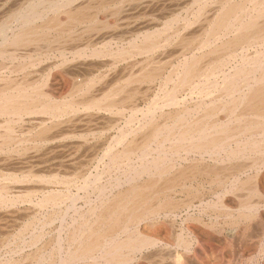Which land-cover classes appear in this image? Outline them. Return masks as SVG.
I'll list each match as a JSON object with an SVG mask.
<instances>
[{
	"label": "bare ground",
	"instance_id": "bare-ground-1",
	"mask_svg": "<svg viewBox=\"0 0 264 264\" xmlns=\"http://www.w3.org/2000/svg\"><path fill=\"white\" fill-rule=\"evenodd\" d=\"M5 1L6 0H0V11L4 10V11H2V12H4L3 16H1V19H0L1 20L0 21V59H12V60L17 59V58L27 59L28 57H31L32 55L40 57V56H43L44 54H47V53L49 54V52H57V54H59L62 57L65 54H71L73 56H76L82 52L81 48L82 49L84 48V47H82L83 45L87 46V48L85 47L86 49H84V50H87L88 48H90L91 45H92V47L96 46L98 48L100 45V48H101L100 51L95 48V50H97L98 52L93 50V53H95L96 58H101V59H103V61H105L104 63H102V66L100 67L103 69L104 68L106 69V67L109 68L110 66H114L117 63H120L121 61L128 59L129 57L132 58L131 57L132 55L142 56L141 60H140V58H138L139 59L138 61L136 60V58H134L135 61L133 60L132 63H129L130 60H128V62L126 61L127 63H129V65H125V67L126 66L127 67H126V69H123V70H125V72L128 74L127 75L128 77H131V78L133 77L132 79L128 80V82H127L128 84L125 82H124L125 84H123V83L120 84L118 81H119V79L122 80V78H118V81L115 80L113 82H116V83L118 82L119 84L118 83L117 84L121 85V86H118L115 83H111L112 85L115 84V86L112 87V85H111L112 88L108 87L109 88L108 91L102 89L103 92L102 91H101L102 93L99 92L100 94H102L101 95L102 98L100 97V94H97L98 95L97 97L94 95L97 100L101 98V100H103V101L105 100V102H107L108 107H106V108H110V107L113 108V107L118 106L117 102H119V100H116V99H118L119 95L122 96V94H124V93H125V95H127L126 93L132 92L130 96L127 95L128 98L129 97L132 98V95H134V93H133V91H130V89L128 92H126V90H127L126 86L135 85L136 83L140 84L138 87H140L141 85H144L142 87H145V84H148L149 88L146 87L148 89V91H150V92L153 91L154 93L156 91L163 92L166 95V96L163 95L164 97H166V100H164L162 98L164 103H163L162 107L159 108L160 112L158 113V115H156V113H154V112L159 111V110L155 108L156 110L151 112L152 110H154V109H152V110L148 111L146 116L143 117V120H144V121L142 120L143 122L140 120L142 122L141 125H138V123H137V125L139 126L138 128H141V129L140 130L135 129L134 132L138 133V131H141L140 133H142V134L139 133L140 134L139 136L141 137V135H143V138L140 142L135 140V138H134L133 140L131 139V141H129L130 139L128 141H126V139H125L126 142L123 143L121 141L124 139H121V141H118V144L123 143V149L121 151H118V149L116 151V150H114L115 148L112 149V148L107 147L109 150L106 151V155L109 157L110 166H111L110 168L114 167V168H117L118 170H121V177L117 176L116 179L117 178L118 179L116 181L113 180L114 182H116V184H117L116 186L118 189L116 188V186L113 187V185H115V183L109 184L107 186L106 185L102 186V184H101V186L97 185V188L95 187L93 192H95V193L97 192L98 199H96V200H98V201L96 203L91 202V201L89 202V200H90L89 199L88 200V208L86 211L85 210L84 211H82V210L78 211L77 208L75 207L76 206L75 205L74 211H75V208L77 210L76 211V213H77L76 217H73V219H72L73 221H71V224L68 223L69 225H71V227L68 225L69 229H65L64 227H67V226H63V225L60 226L59 233H57V235L59 234V238L57 241H55L56 245H54V247L55 246L58 247L57 248V255H58L57 259L58 260L56 259V256H57L56 251H54V250H53V252L50 251V255L45 256L46 251H45V253L43 252V250L45 248L42 250V248L40 247L41 249L40 250L38 249L32 256L29 253L31 256L29 258H31V260L33 259V261L31 262L32 264H99V261H101L99 259L104 260L105 263H107V264L108 263H110V264L111 263L121 264V263H126V262L129 263V261L131 259L134 260L133 256H136L134 254L138 253L139 251L144 250V248L146 246L148 247L147 244H149L152 241V240L149 241V239L145 236V234H146L145 232H146V230H148L147 227L149 225H152L153 220L155 218H157L158 216L169 215V214L172 215V213L173 214L175 213L174 209L176 210V208H179V205L176 203L174 198H176V196L179 198V196H183V195L188 194L189 193V191H188V185L189 184L193 185V184L197 183V187H198L199 182L208 179L209 181H211V184L216 185V188H217V186L219 188H223L225 190V192H226V189H227V191H230V189H237V191H238L239 188L242 187V188H245L244 191H246V192L247 191L249 192V189H252L249 192V196L252 199L257 197V196L252 197L253 195L256 194V191H255V189H256L255 183L256 182L254 183L251 180L257 179L260 176H262V178H263V176H264V0H186L183 3V5H180V6L177 5L178 8L175 10H180L183 13H184V11H186V12H190V10L194 11V9L191 8L192 6L197 8L195 11L196 15L194 17L196 20L195 22L196 23L198 22V18H199V22H200V19L203 18V20H205V23L200 22L201 24L202 23L203 24L201 26L200 32H198L199 30L197 31V34L200 33V34H198V37H194L193 32H191L192 36H188V37H187V35L183 36L184 35L183 30L184 29L182 27L183 38L187 37V41L190 40V39L188 40L189 37H193L195 40H196V38H199V40L194 42L195 44L192 42H191L192 44L191 43L189 44L185 40L186 41L185 43L184 42H183V44L180 43L182 45L180 47H179L180 44H178L179 51H177L176 54H173V52L171 53L174 55L172 57H174V58L176 57L175 59H177L176 60L177 62L175 61L176 65L170 64L169 65L170 67H168L169 70H168V68H166L167 64H169L171 61H173L174 58L170 57V55L168 54L169 55L168 59L170 60V62L167 58L164 59L167 56V53H166L165 57L163 59H160L157 57L158 56L157 51L160 50L159 48L161 47L162 43L165 42V45H167L166 44L167 41H169L175 37H178V38L173 39L172 41H174V40L177 41V39L179 40L181 34L178 35L180 33L178 31V30H180L179 29L180 27L178 25H182L183 22L181 24L177 25L178 17L176 16V13L179 14L180 11L179 12L176 11L175 15L173 13L171 15H168V16H170V19L167 22L163 23L164 24V25L162 24L163 26L161 25V29H159L158 31L156 29L154 31V33H152V32L148 33L146 31V30H148V28L147 29L145 28L146 29L145 31L142 29L144 32H147V33L144 34V36L141 35V36H143L141 38V42H140V40H139V42H137V40H135V37L137 39H139L140 28L136 24L137 22H134L132 20L134 22L133 24H136L137 28L139 29L138 31H135V35H136V32H138L139 34H137L138 36H135L133 39L132 33H130L131 34L130 37H132L131 40L128 38L127 39L125 38L128 41L130 40L129 43H126V45L129 44V47H130L132 52L135 50V52H133L134 54L129 53L130 56L128 55L129 57L125 58L126 57V51L120 50L117 46H116L118 49V50L116 49L117 51H114L112 48V46H114L113 44L118 45V43L116 44L115 42L124 43L125 39H123V37H124L123 34L125 31L123 32V34L118 33V32L116 34L115 32L119 29V26H118L119 22H122V20L125 21V19L127 20L128 16H126V18L122 17V15L125 14L124 9H127V7L125 8V6L129 5L130 3H134L135 1L141 2V0H19L17 4H16L17 1L14 2L15 7L13 9L8 10V11H5V7L7 5L6 4L7 1L6 2ZM157 1L155 0V2H157ZM170 1H172V0H170ZM208 1H214V2H211V4H209V6L212 5V8L210 9V11L208 10V12H207L208 14L206 12L203 14L202 10L207 5ZM9 2H10V0H9ZM176 2H180V1H176ZM145 4L146 5L148 4L147 1ZM145 4H144V6L146 7ZM150 4H152V0H151ZM170 4H172V2ZM8 6H10V5H8ZM8 8H10V7H8ZM134 9L136 10V8H134ZM154 9H155V7H154ZM162 9L163 8H161V10ZM171 9L169 8V10H171ZM135 10H130V12L133 11V13H134ZM145 10L146 9H144V10L142 9L141 11H145ZM163 10H165V9H163ZM205 10H206V8H205ZM155 11H157V10H155ZM127 13H128V11H127ZM137 13L138 12H135V14H137ZM192 13H190V14H192ZM0 14H1V12H0ZM135 14H134V16H136ZM138 14H140V13H138ZM192 15L194 16V13ZM129 16H131V15H129ZM123 18H125V19H123ZM128 18L134 19V17H132V16L128 17ZM136 18L139 20V17H136ZM140 18H141V16H140ZM194 18H192L191 23L193 22ZM100 19L106 20L108 22L107 24H109L110 23L109 21H111V23L109 24L110 26H108L107 24H104V25H107L108 27L115 25L114 28H113V26L111 27L110 31L108 29H106L103 25V27L105 28L104 30L105 31L107 30V31L105 34H103L102 37H99V34L102 31H104L101 28L102 26L100 27L102 30L100 33H98L99 27L96 26L97 23L99 25V23H101V21L103 23V20H100ZM131 19H130V22H131ZM153 19L150 18L151 26H152V20ZM138 20H136V21H138ZM180 20H182V18ZM112 21H113V23H112ZM160 21H162V19H160ZM187 22H186V24L184 23V25H186L188 27V25H190L191 23L189 21H187ZM13 23H17V25H19V27L16 28L17 27L16 26L15 27L16 29L14 28L15 30H13V34L11 33L12 35H9V37H8L9 31L11 30L10 29L11 25ZM102 23H101V25H102ZM143 23H142V25H143ZM146 23H144V24H146ZM133 24H132V26H133ZM157 24H158V22H157ZM123 25H126V24H123ZM123 25H121V26H123ZM191 25H190V27H191ZM197 25L199 26L198 23H197ZM176 26H178L179 28H176ZM193 26H195V24ZM94 27H97L96 28L97 31L95 29V31L97 32L96 33L97 37L91 36L92 34L95 33V31H94L91 33V35H89L90 37L88 39L85 37L87 40L82 41V42H84L83 45L72 46V44L75 40L74 35L77 33L78 29L81 30L80 28H83L82 29V31H83L84 29L87 28L89 30H84V31H89V33H90V30L93 31ZM126 27H127V25H126ZM157 27H158V25H157ZM197 27L195 30H197ZM100 28H99V30H100ZM120 28L122 29V27H120ZM129 28H131V27H129ZM184 28H185V32H187L186 29H188V28H186V27H184ZM191 28H190V30H191ZM133 31H130V32H133ZM80 33H77V34H80ZM89 33H87L86 36H88ZM77 34H76V36H78ZM118 34H120V35L122 34L123 37L119 36ZM128 35H129V33H128ZM128 35H126V36L128 37ZM10 36H12V37H10ZM82 36H83V33H82ZM94 36H95V34H94ZM195 36H197V35H195ZM80 37H76V38L79 39ZM83 37H81L80 40H82ZM183 38H181V39H183ZM223 38H225V39H223ZM194 39H192V41H195ZM217 39H221L222 43L216 45L215 43L217 42ZM96 40H99V41H96ZM176 41H174V42L177 43ZM182 41H184V40H182ZM212 41H216L215 43L213 42L216 46L214 45V48L209 50L210 52L208 51V52H204L202 54L197 53L198 50L204 51L205 48H207L205 46L209 47L211 44L213 45ZM218 41L221 42L220 40H218ZM76 42H75V44H76ZM80 44H81V41H80ZM120 46H122V44ZM162 46H164V45H162ZM175 46H174V48H175ZM10 47L13 50L10 49ZM169 47L172 48L171 46H169ZM203 47H204V49H203ZM132 48H134V49H132ZM176 49H178V48H176ZM176 49H174V50L176 51ZM126 50H128V49H126ZM162 51H164V50H162ZM239 51L241 53V54L239 53L240 55L238 54ZM249 51H252L253 53L248 55ZM211 54H213L212 57L214 56V59H211L212 57H209V58H207V60H208L207 61L205 59L206 55H211ZM226 54H227V56L232 57V59H237L238 56L240 58V60H238V61L231 59L232 61L229 62V64H232V66H230V71H228V70L225 71V68H227L225 66H227L228 61L224 60L223 57H225ZM54 56H55V54H54ZM162 56H163V54H162ZM65 57H67V56H65ZM36 59H38V58H36ZM73 59H71V60H73ZM108 59H110V61ZM225 59L229 60V57L225 58ZM56 60H57V58H56ZM163 60H165V61H163ZM67 61L68 60H66V62ZM36 62H38V61L36 60ZM42 62H44V61H42ZM30 63H32V62H30ZM88 63H90V62H88ZM32 64H34V63H32ZM82 64H84V62ZM15 65H17V64H15ZM53 65H55L56 67H59L60 64L59 65L57 64L58 66L56 64H52V67H53ZM2 67L3 66H1L0 69H2ZM37 67H39V66H37ZM56 67H55V69H57ZM66 67H67V65H66ZM64 68H65V66H64ZM67 68H69V67H67ZM108 68H107V70H108ZM22 69L23 68H21V70ZM35 69H37V68H34L33 71ZM47 69H48V67H47ZM73 69H75V68H73ZM21 70H19V72ZM57 70H59V69H57ZM99 70H101V69H99ZM9 71H10V69H9ZM12 71L13 70H11V72ZM22 71H24V69ZM25 71H26V68H25ZM33 71H31L30 74L33 73ZM98 72L99 71H97V73ZM101 72L99 74H101ZM22 73H24V72H22ZM34 73H33V75H34ZM36 73H37V71H36ZM216 73H219L222 75V78H221L222 83H219L216 79H212V75L215 76ZM26 74H29V72H27V73L25 72V75ZM49 74H50V71H49L48 75ZM134 75L135 76L139 75V78H136ZM221 75H219V76H221ZM22 76H24V75L22 74ZM27 76H29V75H26L25 79H27ZM127 76H125V77H127ZM106 77H109V76H106ZM36 78H39V76ZM92 78H91V80H92ZM217 78H218V80H220L218 75H217ZM78 79L81 80L80 78H78ZM105 79H107V78H105ZM115 79H117V77ZM2 80H4V79H2ZM68 80H70V79H68ZM86 80L87 79H85L83 81L84 83L82 82V84L80 81L78 82V84L73 83V85L74 84L75 85L73 86V89H72V86L70 89H72L73 92H76V93H82V91H84L83 89H85L86 87H87L86 91L93 90L94 87L90 84V82L87 83L88 80L87 81ZM91 80H89V81H91ZM7 81L8 80H6L5 82H7ZM24 81L25 80L23 79V81H21V83H20V81H18L19 83L14 84V85H12L11 80L9 81L10 83L4 82L5 85L4 84L2 85V82H1L2 86H0V119H4L2 123H4L5 125L3 124V126H2V124H0V148L1 149L6 148V150H5L6 153H7V150H9L7 148H11L10 150H12V147H16L18 144L20 145L21 144L20 142H22L24 140V137L23 138L21 137L23 140L21 139L22 141H20V136L21 135L23 136L24 134L21 133V135L18 136V134H16V133L19 132V130L17 132L15 130V129H17L15 127L18 126V125H15L16 123L20 124L19 128L20 127L22 128V126L23 127L26 126V125L24 126V124H23L25 122V120L23 118V114H25L26 116H30L29 114H34L35 113L34 111H37V114H36V116H37L40 114L42 115L41 112H43V111H45V113H46V110L47 111L50 110L51 113L57 114V116H58L60 111L66 107V106L60 107L59 105H57L58 103L56 104V100L55 99L53 100L49 96V94H44V92H43L44 90L41 91V88L39 86H37V82L35 80L31 81V79H30L29 80V81H31L30 83H29V81L24 83ZM37 81H38V79H37ZM41 84H43V83H41ZM86 84L88 86L89 85L90 86L88 87V86H86ZM103 84H105V83H103ZM107 84L110 85L109 83H107ZM107 84H106V86H107ZM38 85H40V83ZM90 87H93V89L92 88L89 89ZM45 88H47V87H45ZM103 88L107 89V87L106 88L103 87ZM42 89H43V87H42ZM210 89H215V91H218L220 94L218 93L219 95L217 94V96L214 97L213 96L214 93L210 92L209 91ZM99 90H101V89H99ZM132 90H134V88H132ZM136 90H137V88H136ZM95 91H96V89H95ZM92 92H89V93L91 94ZM145 92L146 91H144V93ZM147 92L145 94H147ZM209 92L212 93L211 95L214 98L212 96H209L210 95ZM67 93H70V92H67ZM76 93H74V95ZM84 93L87 94L86 92H83L82 94L84 96H85ZM95 93H97V92H95ZM95 93H93V94H95ZM88 94L86 95L87 97H88ZM79 96H78V99H79ZM91 96L92 95H90V97ZM188 96L191 97L190 98L191 100L187 99V98H189ZM54 97H56V96H54ZM209 97H212V98L209 99ZM69 98H70V101H67L68 105H69V102L73 101V100H71V98H73V96H71ZM80 98H82V97H80ZM93 98L92 99L87 98L88 99L87 103L89 105H92V104L97 105L95 103H98V101L96 99H93ZM87 99H84V100H87ZM162 99H160V100H162ZM84 100H82V102H84ZM121 100H123V99H121ZM124 100L128 101L127 98H125ZM146 100H147V98H146ZM58 101H60V100H58ZM125 102H123L124 105H125ZM60 103H61V101H60ZM67 103L65 102L64 104H67ZM73 103L74 102L70 103L69 106H71V104H73ZM133 104H136V103H133ZM62 105H63V103H62ZM77 105L78 104H76V106ZM81 106H83V105H81ZM120 106H122V105H120ZM72 107H73V105H72ZM79 107H80V105H79ZM79 107H76V108L78 109ZM165 107H168V109L163 110L162 108H165ZM69 108L71 109V111L74 110V109L72 110L71 107H69ZM76 108H75V111H76ZM89 108H91V107H89ZM89 108L86 109L87 112L90 111V110H88ZM91 110H93V109H91ZM102 110H104V109H102ZM93 112H94V110H93ZM63 113L61 115H63ZM69 113H71L70 110H69ZM25 115H24V117H25ZM144 115H145V113H144ZM32 116H34V115H31V117ZM43 116H45V115H43ZM55 116L56 115H54V117ZM66 116H67L66 118H68L67 113H66ZM91 116H93V115H91ZM95 116H97V115H95ZM95 116H94V118H95ZM46 117H48V116H46ZM83 117H86V116H83ZM49 119H50V116H49ZM55 119L57 121V117H55ZM73 119H74V117H73ZM139 119H137V120H139ZM44 121H43V123H44ZM60 121H58V122L60 123ZM68 121L70 122V120H68ZM131 121H133V120L131 119ZM36 122L38 124L36 128H40L38 126H40L39 124L42 121L38 120ZM48 122H50V121L48 120ZM0 123H1V121H0ZM43 123L41 124V126L43 125ZM45 123H47V122L45 121ZM45 123H44V126H47ZM131 123H133V122H131ZM32 124H34V121ZM32 124H30V125H32ZM95 124H96V122H95ZM13 125H15V126H13ZM88 126L89 125H87V128H88ZM120 129H122V128H120ZM49 130L52 131L53 129L50 128ZM105 130H107V129H105ZM31 131H34V130H31ZM36 131H37V129H36ZM41 132H43V131H40V134H41ZM128 132H130V131H128ZM132 132H133V130H132ZM28 133H33V132H30L28 130ZM36 134L37 133H35V135ZM40 134H39V137L41 136ZM27 135H29L30 138L32 137L31 134H27ZM127 135H126V137H127ZM27 138H28V136L25 137V140L23 142L28 141ZM63 138H61V140ZM74 138L75 137H73V139ZM98 138H99V136H98ZM31 140H33V137L30 139V142H31ZM41 140H43V139H41ZM99 140H100V138H99ZM36 141L37 140H35V142ZM44 141L46 142V139H44ZM44 141H42L41 143H43ZM33 144H35V143H33ZM37 144H39V143L37 142ZM21 145H23V144H21ZM24 145H26V144H24ZM24 145L21 146V150H22V148H25ZM36 145H33V146H36ZM40 145H42V144H40ZM37 146H39V145H37ZM67 146H69V145H67ZM71 146H72V144H71ZM118 147H119V145H118ZM40 149H41V147H40ZM44 150H45V148H44ZM14 151H16V149ZM17 151H18V149H17ZM23 151H25V150L23 149ZM49 151H50V149H49ZM12 152H13V150H12ZM2 153H4V151H2L1 154ZM16 155H18V153ZM30 158H32V157H30ZM43 159H45V158H43ZM67 160H71V159H67ZM91 160H93V159H91ZM98 160H100V159H98ZM71 161H73V160H71ZM71 161H69V162L71 164H74L75 161L73 163ZM101 162H102V160H101ZM18 163H20V162H18ZM28 164L29 163L26 164L27 167H28ZM55 164H57V163H55ZM34 165L31 164L29 166L34 167ZM38 165H36V166H38ZM23 168H24L23 170L30 169V168H26V167H23ZM36 168L37 167H35V169ZM83 168H85V167H83ZM97 168H98V166H97ZM106 168H108V167H106ZM0 169H1V167H0ZM19 170H20V168H19ZM118 170H117V172H120ZM106 171H105V173H106ZM25 172H27V171H25ZM251 172H252V174H251ZM23 173H24V171H23ZM27 173H30L28 175H31V172H27ZM248 173H250V174H248ZM2 174L0 173V175H2ZM52 174H54V173H52ZM28 175H26V176H28ZM33 175H35V174H33ZM42 175L45 176L44 174H42ZM117 175H118V173H117ZM10 176H11L10 174L9 175L6 174V176L4 174V178L7 180H8L7 177H10ZM14 176H15V174H14ZM50 176H51V174H50ZM69 176H71V175H69ZM76 176H77V174H76ZM92 176H93V174H92ZM244 176L246 177L245 179L242 178ZM72 177H73V175H72ZM90 177L91 176H89L87 178H90ZM4 178L3 179L0 178L1 182H2V180H4ZM15 178H17V177H15ZM33 178H34V176L32 177V179ZM40 179H42V177ZM58 179H60V178H58ZM94 179L95 178H93V181H94ZM19 180L21 181V179H18V181ZM24 180H25V178H24ZM48 180H47V183H49ZM71 180H72V178H71ZM98 180H100V179H98ZM25 181H27V179ZM55 181L57 182V180H55ZM68 181L70 182V180H68ZM255 181H257V180H255ZM5 182H7V181H5ZM50 182H51V180H50ZM91 182L92 181H90L89 183H91ZM245 182H249L250 184L251 183L254 184L255 186H252V184H251V186L254 189L249 188L250 185L248 186L249 189L244 187ZM82 183H83V181H82ZM110 183H111V181H110ZM249 183H247V184H249ZM262 183H264V182L262 181ZM22 184H24V183H22ZM10 185H12V184H10ZM84 185H86V183H84ZM123 185H125V187ZM122 187H124V188L127 187V188L124 189ZM8 188L9 187L8 186L6 187L5 184L3 185L2 183H0V201H1V204L8 201V200L5 201L6 195L11 194V193H7L10 190ZM210 188L211 187H209V189ZM262 188H263V186H262ZM11 189L13 190L12 186H11ZM32 189H34V188H32ZM42 189H41V191H42ZM201 189H204V188H201ZM115 190H116V192H114ZM241 191L244 193L243 189L240 190V192ZM257 191H259V190H257ZM260 191H259V194H261ZM42 192H44V191H42ZM48 192H51V191H48ZM222 192H223V190H222ZM242 192H241V195L239 194L240 197L238 196L240 198L237 201V202H239V205L236 207V208H239V211H240L239 213L244 214L247 212H252L254 208L256 210L259 205L257 204L258 206L256 205L257 207H255V203L247 200L248 199L247 197H246L247 199H245L244 195H246V193L243 194V196H242ZM24 193H25V195H28L25 191H24ZM36 193L37 192H35V194ZM57 193L59 195V193H61L60 190H59V192L57 191ZM4 194H5V196H4ZM68 194H67V196H68ZM50 195H52V196H49V195H47V197L45 196L46 199L43 198L42 196L41 197L43 199H45L46 206H47V203L48 204L53 203V206H55L56 204L54 205V203H56L57 198L59 196L57 194H55V195H57V196H55L52 193ZM75 195H76V193H75ZM91 195H93V194H91ZM235 195H237V194L235 193ZM13 196H12V198H13ZM217 196H219V195H217ZM247 196H248V194H247ZM235 197H236V199L238 198L237 196H235ZM95 198H97V197H95ZM198 198L201 199V196ZM263 198H262V200L261 199H259V200L263 201L264 200ZM43 199H41V200H43ZM202 199H203V197H202ZM9 200H11V199H9ZM11 201L13 202V200H11ZM72 201L73 200H71V202ZM77 201H78V199L76 200V203H77ZM179 201L181 202L180 199H179ZM21 202H23V201H21ZM256 202H257V199H256ZM27 203H29V202H27ZM200 203L202 204V201ZM222 204H220V205H222ZM37 205H38V203H37ZM42 205L45 206L44 203ZM71 205H70V207H71ZM197 205H198V203H197ZM197 205H194V206H197ZM211 205L213 206V204H211ZM10 206H12V205H10ZM214 206H216V205L214 204ZM34 207H35V204H34ZM45 208H47V207H45ZM80 209H81V207H80ZM219 211H221V210H219ZM63 212L65 213V211H63ZM53 213L54 212H52V214ZM55 213H56V211H55ZM59 213H60V211H59ZM31 214L34 217H36L35 210ZM253 214H255V213L253 212ZM54 215H52V216L49 215V218L48 217L47 218L49 220H52ZM58 215H60V214H58ZM246 215L244 214V216H246ZM256 215L257 214H255V216ZM55 216H57V214ZM230 216H231V213H230ZM33 219H32V221L36 222ZM57 219H58V217H57ZM61 219L62 218H60V220ZM70 219H71V217H70ZM54 220L55 219H53V221ZM158 220H159V218H158ZM183 220L185 221V219H183ZM32 221L31 222L29 221L30 222L29 225H28V223H26V226L19 230V234H17L16 236H15V234H13L15 236L16 244L19 243L21 245V244L25 243L24 237H26L27 235L25 236L24 234L28 231L32 232L29 241L32 243L33 246H35L34 244H37L38 242H40L41 237H42L41 234L36 232V231H35V233H33V231L36 229L35 225L38 226V223H40V221L37 220L36 224H34V222H32ZM61 221H63V219ZM0 222H1V220H0ZM43 222L47 223V221H43ZM154 222H155V220H154ZM41 223H42V221H41ZM8 225H10V224H8ZM24 225H21V226H24ZM2 226H3V224H2ZM246 228L247 227H245V229ZM176 230H177V228H176ZM65 231L67 232L66 235L68 237L65 235ZM62 232H64V235L67 237L68 246H67V244H66V246L68 247V249H66V247L64 248L65 244L62 241V234H60ZM10 233H11V231H10ZM10 235L13 236L12 234H10ZM29 236H30V234H29ZM155 238H156V236H155ZM10 240H11V238H10ZM51 240H54V239H51ZM64 240H66V239H64ZM5 241H8V240H5ZM5 241H3V243ZM148 241H149V243H148ZM172 241H173V239H172ZM172 241H171V243H173ZM55 242H54V244H55ZM156 242H157V240H156ZM163 242H165V241H163ZM3 243H2V245H3ZM181 243H183V242H181ZM8 244H9V241H8ZM8 244H7V246H8ZM47 244H49V243H47ZM52 244H51V246H52ZM160 244H161V242H160ZM184 244H183V246H184ZM2 245H1V247H2ZM10 245H11V243H10ZM29 245H30V243H29ZM37 245L39 246V244H37ZM42 245H44V244H42ZM3 246H5V245H3ZM7 246H5V247H7ZM188 246H186V247H188ZM15 247H16V245H15ZM2 248H4V247H2ZM166 248H168V247H166ZM48 249H49V246H48ZM8 250H10V249H8ZM45 250H47V249H45ZM164 250H166V249H164ZM0 251H1V249H0ZM261 251H262V249H261ZM145 252H146V250H145ZM161 252L162 251H160V253ZM187 252H188V250H187ZM2 257H4V255ZM29 258H27V259H29ZM170 258H172V257H170ZM23 260H24V258H23ZM25 260H26V258H25ZM162 260L164 261L165 259H162ZM18 262L16 260H9L8 259L5 262H1L0 264H20ZM150 262H152V261H150ZM23 264H25V263H23Z\"/></svg>",
	"mask_w": 264,
	"mask_h": 264
},
{
	"label": "rangeland",
	"instance_id": "rangeland-1",
	"mask_svg": "<svg viewBox=\"0 0 264 264\" xmlns=\"http://www.w3.org/2000/svg\"><path fill=\"white\" fill-rule=\"evenodd\" d=\"M7 1V2H6ZM6 7H5V11H8V10H11L15 7V3L16 4L18 3L19 0H6ZM147 1V5L145 4ZM157 1V0H156ZM159 1V0H158ZM155 2V0H152V4H150L151 0H141V2L139 1H135L134 3H130L129 5H126L125 8L127 7V9H124V15H122V17H125L128 16V17H134V19H131V18H128L127 17V20L125 18V21L122 20V22H119L118 26H119V29L115 32L117 34L118 33H122L124 32V37L123 35L121 34H118L119 36H122L123 39H130L135 36H138L137 34H139L138 32H136V35H135V31H138L139 29L137 28V25L138 27L140 28V35H139V39H137L135 37V40H137V42H141V38L144 36V34H146L147 32L149 33H154V31L157 29V31L159 29H161V25L165 22H167L169 19H170V16L168 15H171L172 13L175 15V12H179L180 10H175L177 9V5L180 6V5H183V3L186 1V0H172V1H168V0H160L159 2ZM162 1V2H161ZM168 1V2H167ZM174 1V2H173ZM176 1H180V2H176ZM143 2V3H142ZM172 2V4H170ZM211 2H214V1H208L207 5L203 8L202 12L203 14L206 12H208V10L210 11V9L212 8V5L209 6V4H211ZM154 3V4H153ZM159 5H158V4ZM164 3V4H163ZM12 4V5H11ZM14 4V5H13ZM144 4L146 5V7L144 6ZM150 4V5H149ZM162 4V5H161ZM10 5V6H8ZM141 5V6H140ZM152 5V6H151ZM168 5V6H167ZM174 5V6H173ZM12 6V7H11ZM139 8H138V7ZM155 9H154V7ZM159 6V7H158ZM171 6V7H170ZM10 7V8H8ZM131 9H130V8ZM136 8V10L134 8ZM152 7V8H151ZM158 7V8H157ZM165 9V10H161V8ZM174 7V8H173ZM7 8V9H6ZM157 8V9H156ZM167 8V9H166ZM169 8L171 10H169ZM192 9H194V11L190 10V12H186L184 11V13L182 11L179 12V14L176 13V16L178 17V24H181L182 22V25H178L176 26V28H179L180 30H178L180 33L178 35L181 34L179 40L177 39L174 40L176 41L177 43H175L174 41H172L173 39H176L178 37H175L169 41H167V45H165V42L161 44V47L159 48L161 51L164 50V51H157V57L160 58V59H163L167 53V56L164 58V59H168L169 55L170 57L174 56L173 54H176L177 51H179V47L182 46L181 44H183V42L185 43L187 41V37L188 36H192L191 32H193V36L194 37H198V33L197 34V31L200 32V29H201V26L202 24L200 22H204L205 23V20L200 19V22H199V18H198V24L199 26L197 25V23L195 22V11L197 8L195 7H191ZM206 8V10H205ZM208 8V9H207ZM138 9V10H137ZM144 10L146 9L145 11H141V10ZM159 9V10H158ZM175 11H174V10ZM130 10H135L134 13L133 11L130 12ZM157 10V11H155ZM161 10V11H160ZM4 11V10H2ZM1 12L0 14V19H1V16H3V13L4 12ZM128 11V13H127ZM141 11V12H140ZM135 12H138L140 14H135ZM194 13V16L192 15ZM127 13V14H126ZM153 13V14H152ZM157 13V14H156ZM183 13V14H182ZM192 13V14H190ZM134 14L136 16H134ZM187 16H186V15ZM208 14V13H207ZM131 15V16H129ZM153 15V16H152ZM186 17H185V16ZM192 15V16H191ZM141 16V18H140ZM136 17H139V20L136 18ZM162 17V18H161ZM173 17V16H172ZM197 17V16H196ZM150 18H154L152 20V26H151V21H150ZM182 18V20H180ZM192 18L193 19V22L191 23L192 21ZM130 19H131V22H130ZM146 19V20H145ZM160 19H162V21H160ZM164 19V20H163ZM100 20H103V19H100ZM137 22L136 24H133L134 22ZM138 20V21H136ZM150 22H149V21ZM157 20V21H156ZM185 20V21H184ZM1 21V20H0ZM109 21V20H108ZM148 21V22H147ZM156 21V22H155ZM164 21V22H163ZM181 21V22H180ZM189 21L191 24V27L195 24V26H193L192 28L190 27V25H188V27L186 25H184V23L186 24V22ZM100 22V21H99ZM111 23V21H109ZM146 24H144V23ZM158 22V24H157ZM102 23V21H101ZM101 23H97V27H101L102 30H104L105 28L108 29L109 31L111 30V27H108L110 26L109 24H107L108 22L106 20H103V23L101 25ZM113 23V21H112ZM131 23V24H130ZM143 23V25H142ZM158 27H157V25ZM160 23V24H159ZM188 23V22H187ZM104 24H107V25H104ZM123 24H126V25H123ZM133 24V26H132ZM142 26H141V25ZM155 26H154V25ZM104 25V27H103ZM123 25V26H121ZM130 25V26H129ZM135 25V26H134ZM149 25V26H148ZM164 25V24H163ZM162 25V26H163ZM17 26V27H16ZM115 26V25H114ZM113 26V28H114ZM141 26V27H140ZM151 26V27H150ZM198 26V27H197ZM19 27V25H17V23H13L11 25V32L9 31V34H8V37L9 35H12L13 34V30H15L16 28ZM97 27H94L93 28V31L90 30V33L89 31H84V30H89V29H84L82 31L83 28H80L81 30H77V33H80V34H77L78 36H76V34L74 35V39L77 41H75L74 39V42L72 44V46H81L83 45L84 42L82 41H86L91 35L92 32L95 31V29ZM108 27V28H107ZM122 27V29L120 28ZM131 27V28H129ZM150 27V28H149ZM183 27V29H182ZM188 28L186 29L187 32H185V28ZM191 30H190V28ZM197 27V30H195ZM15 28V29H14ZM98 28V33H100L102 30L100 28L99 30ZM110 28V29H109ZM112 28V29H113ZM134 28V29H133ZM148 28V30L146 29ZM130 29V30H129ZM147 31V32H144L143 30ZM134 30V31H133ZM184 32H183V31ZM190 30V31H189ZM97 31V29H96ZM95 31V36L94 34H92L91 36L93 37H97L96 36V32ZM107 31V30H106ZM106 31H102L100 34H99V37H102L103 34L106 33ZM130 31H133V32H130ZM142 31V32H141ZM184 33L183 36L187 35V37H184L182 36V34ZM12 33V34H11ZM82 33H83V36H82ZM88 34V36H86ZM129 33V35H128ZM132 33V37L131 34ZM142 33V34H141ZM188 33V34H187ZM202 33V32H201ZM128 35V37L126 36ZM143 35V36H141ZM197 35V36H195ZM82 40H80L81 37ZM126 36V37H125ZM12 37V36H10ZM76 37H80L79 39L76 38ZM87 39H86V38ZM85 38V39H84ZM183 38V39H181ZM186 38V39H185ZM124 41V43H120V42H115L116 44L118 43V45H115L113 44L114 46H112L113 50L114 51H117V47L120 49V50H124L126 51V57L125 58H128L130 56V54H134L133 52H135V50L132 52L130 47H129V44L126 45V43H129L128 40ZM132 39V40H133ZM190 39V40H189ZM192 39H194L193 37H189L187 41V43H194L196 42L197 40H199V38H196L195 41H192ZM201 39V38H200ZM225 39V38H223ZM184 40V41H182ZM186 40V41H185ZM218 40L221 41V39H217V42L216 41H212V43L216 42L215 44L218 45L221 42H219ZM80 41H81V44H80ZM96 41H99V40H96ZM76 42V44H75ZM172 42V43H171ZM174 42V43H173ZM181 43V44H180ZM191 43V44H192ZM211 46H205L207 48H205L204 51H197V53L199 54H202L204 52H208L209 50H211L212 48H214V44ZM78 44V45H77ZM122 44V46H120ZM169 44V45H168ZM176 46H175V45ZM178 44L179 47H178ZM195 44V43H194ZM126 45V46H125ZM164 45V46H162ZM215 45V46H216ZM71 46V45H70ZM117 46V47H116ZM169 46H171L172 48H170ZM175 46V48H174ZM84 47L83 49L81 48V53L79 55H76V56H73L71 54H65L63 57L60 56L59 54H57V52H49V54H44L43 56H31V57H28L27 59H21V58H17V59H0V67H2V69H0V86H2L4 84V82L6 80H8L7 82H9L11 80V83L12 85L14 84H17L19 83L18 81H23V79L25 80V82L29 81L31 79V81L35 80L37 82V86H39L41 88V91L44 90V94H49V96L54 100H56V104L59 105L60 107L61 106H66L65 108H63L60 113L58 114H54V113H51V111H47L46 110V113L45 111L41 112L42 115H37V111H34L35 113L34 114H29L30 116H26L25 114H23V118L25 120V122L23 123L25 127L22 126V128L20 126V124L16 123L15 125H18L16 126L15 129L16 132L19 130V132H17L16 134L21 135V133H23L24 135L20 136V141H22L23 137H24V140H25V137L28 136V141L26 142H20L21 144H26L24 145L25 148H22L21 150V146L23 145H17L16 147H12V150H10L11 148H7L9 150H7V153H6V148L4 149H1L0 148V173L2 174L4 171V173L2 175H0V178H4V174L6 176L7 175H11L10 177H7V179L4 178V180H2L1 182V179H0V183H2L3 185L5 184V186L9 187L8 189L9 192L7 193H11V194H7L6 195V198H5V203H2L1 204V201H0V247L3 243V241L5 240H8L9 241V244H8V241H5L3 243V245L8 246L5 247L2 245V247L4 248H0L1 251H0V263L1 262H5L6 260H16L18 263H25V264H32L31 262L33 261V259L31 260V257L38 249L40 250L42 248V250L45 248L47 250H43V252L45 253L46 251V254L45 256H48L50 255V251L53 252L56 251V255H57V248L58 247H54V245H56V242L59 238V234L57 235V233H59V228L61 225L63 226H67V227H64L65 229H69V226L71 227V221H73V217H76V211H86L87 208H88V200L89 202H97L98 200V195H97V192H93L94 191V188L96 187L97 188V185L101 186H107L109 184H114V186H116V177H121V170H118L117 168H110V161H109V157L106 155V151L109 150L108 148H112L114 150L117 151H121L123 149V143H125L126 141H131V139L133 140L135 138V140L137 141H141L142 138H143V135H141V137L139 136L141 131H138V133H135V129L136 130H140L141 128H138L139 126L138 125H141L142 122L144 121L143 120V117L147 115L148 111L152 110L151 112L155 111L156 109H158L159 111H155L154 113H156V115H158V113L160 112V109L163 105V99L166 100V97H164L163 95H165L163 92H158L156 91L155 93L153 91H148L147 88H149L148 84H145V87H142L144 85H141L140 87H138L140 84L136 83L135 85H129V86H126V92L129 91H133L134 95H132V98L131 97H127L131 95V93H126L127 95L122 94L119 95L118 99L116 100H119V102H117L118 106L116 107H113V108H106L108 107L107 106V102H105V100H101V95L100 93H102V89L103 90H107L111 87V83H115L116 85H118L119 83L120 84H125L128 82V80L132 79L131 77H128L127 73L125 72V70L123 69H126L125 65H129V63H132L134 58H136V60L138 61L140 58L141 60V57L142 56H134L132 55L131 57L132 58H128L124 61H121L120 63H117L116 65L114 66H110L109 68L106 67V69L104 68H100L102 66V63H104L105 61H103V59L101 58H96L95 56V53H93V50L98 49L100 51V45H99V48L98 47H91L88 48L87 50H84L87 48V46H82ZM86 47V48H85ZM126 47V48H125ZM164 49H163V48ZM169 49H168V48ZM167 48V49H166ZM178 48V49H176ZM10 49H12L10 47ZM117 49V50H116ZM128 49V50H126ZM130 49V50H129ZM134 49V48H132ZM171 49V50H170ZM176 49V51L174 50ZM202 49V48H201ZM204 49V47H203ZM202 49V50H203ZM13 50V49H12ZM174 50V51H173ZM84 51V52H83ZM96 52H98L97 50H95ZM163 56H162V54ZM170 52V53H169ZM173 52V54H171ZM175 52V53H174ZM210 52V51H209ZM79 53V52H78ZM130 53V54H129ZM240 53V51L238 52V54ZM253 52L252 51H249V54H252ZM55 54V56H54ZM169 54V55H168ZM237 54V55H238ZM241 54V53H240ZM239 54V55H240ZM85 55V56H84ZM94 55V56H93ZM129 55V56H128ZM213 54L211 55H206V60L207 58L209 57H212ZM67 56V57H65ZM83 56V57H82ZM160 56V57H159ZM218 56V55H217ZM49 57V58H48ZM53 57V58H52ZM162 57V58H161ZM216 57V56H215ZM229 57V60L225 59V58H228ZM38 58V59H36ZM45 58V59H44ZM57 58V60H56ZM74 58V59H73ZM79 58V59H78ZM174 58V57H172ZM176 58V57H175ZM173 59V61L170 62L169 60V64H167V67H170L169 65L172 64V65H176L175 61L177 59ZM224 60L228 61L227 62V68H225V71H230V66H232V64H229V62H231L232 60H240L239 56L237 59H232V57L230 56H226L223 57ZM222 58V59H223ZM32 59V60H31ZM55 59V60H54ZM73 59V60H71ZM88 59V60H87ZM143 59V58H142ZM171 59V58H170ZM211 59H214V56L211 58ZM232 59V60H231ZM3 60V61H2ZM36 60L39 62H36ZM66 60H68L66 62ZM77 60V61H76ZM83 60V61H82ZM85 60V61H84ZM110 61V59H108ZM129 61V63H127ZM210 60V59H209ZM11 61V62H10ZM41 61V62H40ZM44 61V62H42ZM46 61V62H45ZM102 61V62H101ZM127 61V62H126ZM135 61V60H134ZM165 61V60H163ZM208 61V60H207ZM34 64H32V63ZM61 62V63H60ZM71 62V63H70ZM80 62V63H79ZM84 62V64H82ZM90 62V63H88ZM177 62V61H176ZM29 63V64H28ZM49 63V64H48ZM64 63V64H63ZM68 63V64H67ZM101 63V64H100ZM17 64V65H15ZM28 64V65H27ZM52 64H60L59 67H56L55 65H53L52 67ZM95 64V65H94ZM99 64V65H98ZM122 64V65H121ZM206 64V63H205ZM19 65V66H18ZM27 65V66H26ZM34 65V66H33ZM57 65V66H58ZM69 67L67 68L66 67ZM79 65V66H78ZM171 65V66H172ZM17 68H16V67ZM36 66V67H35ZM39 66V67H37ZM65 66V68H64ZM118 66V67H117ZM122 68H121V67ZM205 66V65H204ZM5 67V68H4ZM15 67V68H14ZM30 67V68H29ZM48 67V69H47ZM55 67L57 69H55ZM117 67V68H116ZM125 67V68H124ZM20 68V69H19ZM21 68L24 69V71L21 70ZM25 68H26V71H25ZM34 68H37L33 71ZM75 68V69H73ZM83 68V69H82ZM108 68V70H107ZM10 69V71H9ZM31 69V70H30ZM101 69V70H99ZM172 69V68H171ZM170 69V70H171ZM11 70H13L11 72ZM19 70H21L19 72ZM28 70V71H27ZM105 70V71H104ZM169 70V68H168ZM17 71V72H16ZM33 71V73L30 74V72ZM37 71V73H36ZM50 71V74L48 75ZM89 71V72H88ZM97 71H99L97 73ZM102 71V72H101ZM123 71V72H122ZM24 72V73H22ZM25 72H29V74H26V75H29L27 76V79L26 78V75H25ZM101 72V74H99ZM106 72V73H105ZM122 72V73H121ZM17 73V74H16ZM58 73V74H57ZM95 73V74H94ZM5 74V75H4ZM15 76H14V75ZM22 74L25 76H22ZM36 74V75H35ZM53 74V75H52ZM67 74V75H66ZM78 74V75H77ZM105 74V75H104ZM31 75V76H30ZM39 78H36L38 77ZM73 75V76H72ZM92 75V76H91ZM99 75V76H98ZM118 75V76H117ZM124 75V76H123ZM217 75L219 77L220 80H218L217 78ZM221 74L219 73H216L215 76L212 75V79H216L219 83H222V75L219 76ZM36 76V77H35ZM49 76V77H48ZM67 76V77H66ZM101 76V77H100ZM106 76H109V77H106ZM120 76V77H119ZM127 76V77H125ZM135 76V75H134ZM4 77V78H3ZM12 77V78H11ZM16 77V78H15ZM23 77V78H22ZM36 79H35V78ZM64 77V78H63ZM73 77V78H72ZM85 77V78H84ZM93 77V78H92ZM117 77V79H115ZM136 78H139V75H136L135 76ZM44 80H43V79ZM66 78V79H65ZM78 78H80L81 80H79ZM83 78V79H82ZM92 78V80H91ZM107 78V79H105ZM118 78H122L119 79L118 81ZM128 78V79H127ZM4 79V80H2ZM38 79V81H37ZM57 79V80H56ZM70 79V80H68ZM78 79V80H77ZM87 79V83L90 82V84L94 87H90L89 89H93V90H89V91H86L87 87L85 89H83L84 91L83 92H86L87 94L89 92H92L91 94L89 93L88 94V97L86 96L87 94H85V96L82 94V93H76V92H73V83H76L78 84V82L80 81L81 84L82 82ZM94 79V80H93ZM100 79V80H99ZM125 79V80H124ZM41 80V81H40ZM91 80V81H89ZM99 80V81H98ZM112 80V81H111ZM118 81L117 83L116 82H113V81ZM124 80V81H123ZM127 80V81H126ZM29 81V83L31 82ZM49 81V82H48ZM221 81V82H220ZM1 82H2V85H1ZM5 82V83H7ZM125 82V83H124ZM10 83V82H9ZM8 83V84H9ZM23 83V82H22ZM40 83V85H38ZM43 83V84H41ZM70 83V84H69ZM84 83V82H83ZM99 83V84H98ZM105 83V84H103ZM107 83H109L110 85H108ZM7 84V85H8ZM45 84V85H44ZM62 84V85H61ZM107 84V86H106ZM115 84L112 85V87L115 86ZM128 84V83H127ZM5 85V84H4ZM147 85V86H146ZM72 86V89H70ZM86 86H88L86 84ZM90 86V85H89ZM88 86V87H89ZM118 86H121V85H118ZM135 86V87H134ZM43 87V89H42ZM47 87V88H45ZM49 87V88H48ZM57 87V88H56ZM103 87H107V89H104ZM109 87V88H108ZM111 87V88H112ZM128 87V88H127ZM131 87V88H130ZM147 87V88H146ZM132 88H134V90H132ZM137 88V90H136ZM142 88V89H141ZM96 89V91H95ZM98 89V90H97ZM101 89V90H99ZM213 90V91H212ZM70 92V93H67V92ZM102 91V92H101ZM144 91H148L147 94L144 93ZM210 92L214 93V97L217 96V94L219 93L218 91H215V89H210L209 90ZM46 92V93H45ZM72 92V93H71ZM97 92V93H95ZM100 92V93H99ZM136 92V93H135ZM209 92V93H210ZM217 92V93H216ZM67 93V94H66ZM74 93H76L74 95ZM95 93V94H93ZM210 93L209 96H212ZM82 94V95H81ZM97 94H100V99H96L95 96L97 97L98 95ZM156 94V95H155ZM220 94V93H219ZM218 94V95H219ZM70 95V96H69ZM80 95V96H79ZM90 95H92L90 97ZM95 95V96H94ZM143 95V96H142ZM56 96V97H54ZM73 96V98H71V102H69V105L70 103L74 102L73 104H71V106L68 105L67 101H70V98ZM78 96H79V99H78ZM121 96V97H120ZM124 96V97H123ZM134 96V97H133ZM142 96V97H141ZM145 96V97H144ZM149 96V97H148ZM166 96V95H165ZM212 96V97H213ZM58 97V98H57ZM82 97V98H80ZM93 98V99H96L98 101V103H95L97 105H89L87 102H88V99L87 98ZM189 98H187L188 100H191L190 96H188ZM212 97H209L212 98ZM213 97V98H214ZM76 100H75V99ZM125 98L128 99L127 100H124ZM131 98V99H130ZM147 98V100H146ZM158 98V99H157ZM163 98V99H162ZM84 99H87V100H84ZM123 99V100H121ZM137 99V100H136ZM145 99V100H144ZM156 99V100H155ZM162 99V100H160ZM60 100V101H58ZM75 100V101H74ZM82 100H84V102H82ZM122 102H121V101ZM137 102H136V101ZM126 101V102H125ZM55 102V101H54ZM67 103V104H64V103ZM79 102V103H78ZM125 102V105L124 103ZM136 103V104H133V103ZM148 104H147V103ZM60 103V104H59ZM63 103V105H62ZM78 104L76 106V104ZM82 103V104H81ZM104 103V104H103ZM140 103V104H139ZM75 104V105H74ZM132 104V105H131ZM71 107L73 111H71V109L68 107ZM73 105V107H72ZM80 105V107H79ZM83 105V106H81ZM122 105V106H120ZM124 105V106H123ZM131 107H130V106ZM134 105V106H133ZM148 105V106H147ZM91 108H89V107ZM100 106V107H99ZM103 108H102V107ZM159 106V107H158ZM76 107H79L78 109ZM89 108L88 110H90L89 112H87V108ZM99 107V108H98ZM130 107V108H129ZM75 108H76V111H75ZM83 108V109H82ZM98 108V109H97ZM101 108V109H100ZM156 108V109H155ZM93 109V110H91ZM104 109V110H102ZM108 111H107V110ZM111 109V110H110ZM163 110L165 109H168V107H165V108H162ZM67 110V111H66ZM69 110L70 112L72 113H69ZM100 112H99V111ZM66 111V112H65ZM86 111V112H85ZM98 111V112H97ZM65 114H64V113ZM96 112V113H95ZM115 112V113H114ZM63 113V115H61ZM66 113L68 115V118H66ZM81 113V114H80ZM93 113V114H92ZM104 115H103V114ZM114 113V114H113ZM145 113V115H144ZM39 114V113H38ZM47 114V115H46ZM53 114V115H52ZM77 114V115H76ZM111 114V115H110ZM25 115V117H24ZM28 115V114H27ZM31 115H34L31 117ZM45 115V116H43ZM54 115H56L55 117H57V121L54 117ZM71 115V116H70ZM90 115V116H89ZM93 115V116H91ZM97 115V116H95ZM48 116V117H46ZM49 116H50V119H49ZM83 116H86V117H83ZM95 116V118H94ZM29 117V118H28ZM46 117V118H45ZM54 119H53V118ZM62 117V118H61ZM74 117V119H73ZM43 118V119H42ZM88 118V119H87ZM90 118V119H89ZM125 118V119H124ZM134 118V119H133ZM140 118V119H139ZM113 119V120H112ZM128 119V120H127ZM131 119L133 121H131ZM139 119V120H137ZM145 119V118H144ZM4 119H0L2 126L4 123L3 122ZM42 121L38 126L40 128H36L37 127V122L36 121ZM47 123H45V121ZM48 120L50 122H48ZM61 120V121H60ZM70 120V122L68 121ZM72 120V121H71ZM83 120V121H82ZM115 120V121H114ZM136 120V121H135ZM142 122H141V121ZM15 121V120H14ZM34 121V124H32ZM47 125V126H44V123ZM53 121V122H52ZM60 121V123L58 122ZM65 121V122H64ZM86 121V122H85ZM91 121V122H90ZM96 124H95V122ZM111 121V122H110ZM124 121V122H123ZM56 122V123H55ZM58 122V123H57ZM88 122V123H87ZM128 122V123H127ZM133 122V123H131ZM43 123V125L41 126V124ZM98 123V124H97ZM138 123V125H137ZM32 124V125H30ZM5 125V124H4ZM13 125V126H15ZM51 125V126H50ZM54 125V126H53ZM67 125V126H66ZM74 125V126H73ZM78 125V126H77ZM87 125L88 128H87ZM96 125V126H95ZM28 126V127H27ZM67 127V128H66ZM74 127V128H73ZM105 127V128H104ZM131 127V128H130ZM141 127V126H140ZM19 128V129H18ZM53 129L52 131H50L49 129ZM72 128V129H71ZM122 128V129H120ZM127 128V129H126ZM138 128V129H137ZM34 130V131H31V130ZM37 129V131H36ZM41 129V130H40ZM70 129V130H69ZM107 129V130H105ZM27 132H25V131ZM28 130L30 132H33V133H28ZM39 130V131H38ZM45 130V131H44ZM94 130V131H93ZM117 130V131H116ZM133 130V132H132ZM40 131H43L41 132L40 134ZM85 131V132H84ZM110 131V132H109ZM121 133H120V132ZM130 131V132H128ZM49 132V133H48ZM125 132V133H124ZM35 133H37L35 135ZM86 133V134H85ZM129 133V134H128ZM140 133V134H139ZM27 134H31V136L33 137V140H31L30 142V136L27 135ZM34 134V135H33ZM39 134L41 135L39 137ZM59 134V135H58ZM63 134V135H62ZM129 136H128V135ZM133 134V135H132ZM67 135V136H66ZM95 137H94V136ZM127 135V137H126ZM136 135V136H135ZM35 136V137H34ZM64 138H63V137ZM70 136V137H69ZM72 136V137H71ZM100 140H99V138ZM107 136V137H106ZM22 137V138H21ZM38 137V138H37ZM45 137V138H44ZM73 137H75L73 139ZM116 139H115V138ZM30 138V139H29ZM35 138V139H34ZM61 138H63L61 140ZM80 138V139H79ZM22 139V140H21ZM43 139V140H41ZM44 139H46V142L44 141ZM71 139V140H70ZM84 139V140H83ZM121 139H124L121 141ZM126 139V141H125ZM35 140H37L35 142ZM55 140V141H54ZM65 140V141H64ZM67 140V141H66ZM96 140V141H95ZM42 141H44L43 143H41ZM48 141V142H47ZM52 141V142H51ZM54 141V142H53ZM87 141V142H86ZM118 141H121L123 143L121 144H118ZM29 142V143H28ZM37 142L39 144H37ZM75 142V143H74ZM89 142V143H88ZM114 142V143H113ZM32 143V144H31ZM35 143V144H33ZM84 143V144H83ZM96 143V144H95ZM100 143V144H99ZM105 143V144H104ZM28 144V145H27ZM39 146H37V145ZM42 144V145H40ZM58 144V145H57ZM72 144V146H71ZM33 145H36V146H33ZM47 145V146H46ZM69 145V146H67ZM110 145V146H109ZM119 145V147H118ZM50 146V147H49ZM67 146V147H66ZM112 146V147H111ZM33 147V148H32ZM41 147V149H40ZM61 147V148H60ZM70 147V148H69ZM72 147V148H71ZM83 147V148H82ZM93 149H92V148ZM108 147V148H107ZM14 148V149H13ZM27 148V149H26ZM37 148V149H36ZM45 148V150H44ZM76 148V149H75ZM16 149H18V151H14ZM23 149L25 151H23ZM40 149V150H39ZM50 149V151H49ZM53 149V150H52ZM69 149V150H68ZM74 149V150H73ZM99 151H98V150ZM27 150V151H26ZM34 150V151H33ZM48 150V151H47ZM68 150V151H67ZM72 150V151H71ZM76 150V151H75ZM4 151V153L1 154V152ZM12 153H11V152ZM43 151V152H42ZM16 152V153H15ZM21 152V153H20ZM37 152V153H36ZM72 152V153H71ZM18 153V155H16ZM30 153V154H29ZM41 153V154H40ZM4 154V155H3ZM74 154V155H73ZM95 154V155H94ZM71 156V157H70ZM5 157V158H4ZM14 157V158H13ZM32 157V158H30ZM65 159H64V158ZM67 157V158H66ZM102 159H101V158ZM108 157V158H107ZM35 158V159H34ZM45 158V159H43ZM73 158V159H72ZM89 160H88V159ZM41 159V160H40ZM55 159V160H54ZM63 159V160H62ZM67 159H71V160H67ZM93 159V160H91ZM96 159V160H95ZM100 159V160H98ZM39 160V161H38ZM54 160V161H53ZM81 160V161H80ZM88 160V161H87ZM91 160V161H90ZM98 160V161H97ZM102 160V162H101ZM11 161V162H10ZM22 161V162H21ZM53 161V162H52ZM66 163H65V162ZM69 161H71L72 163L74 162V164H71ZM77 161V162H76ZM79 161V162H78ZM90 161V162H89ZM104 161V162H103ZM109 161V162H108ZM20 162V163H18ZM32 162V163H31ZM109 164H108V163ZM28 164V167L26 166V164ZM35 164L34 167L33 166H29L31 164ZM57 163V164H55ZM66 165H65V164ZM70 163V164H69ZM77 163V164H76ZM79 163V164H78ZM39 164V165H38ZM69 164V165H68ZM97 164V165H96ZM38 165V166H36ZM45 165V166H44ZM56 165V166H55ZM109 165V166H108ZM22 166V167H21ZM98 166V168H97ZM105 166V167H104ZM23 167H26V168H30V169H25L23 170L24 168ZM35 167H37L35 169ZM51 167V168H50ZM85 167V168H83ZM104 167V168H103ZM108 167V168H106ZM20 168V170H19ZM22 168V169H21ZM103 168V169H102ZM87 169V170H86ZM89 169V170H88ZM82 170V171H81ZM104 172H102V171ZM107 170V171H106ZM120 171V172H117ZM24 171V173H23ZM31 172V175H28L30 173H27V172ZM54 171V172H53ZM85 173H84V172ZM106 171V173H105ZM11 172V173H10ZM21 172V173H20ZM34 172V173H33ZM70 172V173H69ZM118 175H117V173ZM35 175H33V174ZM48 173V174H47ZM54 173V174H52ZM58 173V174H57ZM73 173V174H72ZM75 173V174H74ZM80 173V174H79ZM82 173V174H81ZM84 173V174H83ZM96 173V174H95ZM110 173V174H109ZM15 174V176H14ZM42 174H44L45 176H43ZM51 174V176H50ZM65 174V175H64ZM77 174V176H76ZM93 174V176H92ZM101 174V175H100ZM116 174V175H115ZM250 174V173H248ZM252 174V172H251ZM254 174V173H253ZM22 175V176H21ZM28 175V176H26ZM34 176V178L32 179V177ZM63 175V176H62ZM71 175V176H69ZM73 175V177H72ZM88 175V176H87ZM103 175V176H102ZM13 176V177H12ZM32 176V177H31ZM38 178H37V177ZM50 176V177H49ZM91 176L90 178H87ZM96 176V177H95ZM17 177V178H15ZM37 179H36V178ZM42 177V179H40ZM45 179H44V178ZM68 177V178H67ZM86 177V178H85ZM94 181H93V178ZM109 177V178H108ZM111 177V178H110ZM23 178V179H22ZM27 179V181L24 180ZM60 178V179H58ZM67 178V179H66ZM72 178V180H71ZM85 178V179H84ZM104 178V179H103ZM115 178V179H114ZM243 179H245L246 177H242ZM260 178V179H259ZM259 178L257 179H254V180H251L252 182H256L255 185H256V194L253 195L252 197H256L254 199H252L250 196H249V192L250 190L252 189H249V188H253L252 186H255L254 184H251L249 182H245L244 184V187L248 188V186L250 185V187L248 188L249 189V192L247 191H244L245 188H239V192L240 190L243 189L244 193L242 192V196L243 194L246 193L245 196V199L249 200V201H252L255 203V207H257V209L255 210V208L253 209L252 212H247V213H244L246 216H244V214L242 213H239V208H236L238 205H239V202L238 199H240L239 197V194L241 195V192L239 193L237 191V189H230V191H227L226 189V192L223 188H219L217 186L216 188V185L214 184H211V181H209L208 179L207 180H203L201 182L198 183V187H197V183L196 184H189L188 185V191L189 193L186 194V195H183V196H179V198L176 196L175 201L176 203L179 205V208H176V210L174 209V214L172 213L169 214V215H161V216H158L157 218H155V222L153 220V224L152 225H149L147 227L148 230H146V234L145 236L149 239V241H151L148 245V247L146 246L144 248V250L142 251H139L138 253L134 254L136 256H133V259L134 260H130L129 263L126 262V263H121V264H264V200H262V198L264 197V183H262V181L264 182V176L262 178V176H260ZM16 181H15V180ZM18 179H21V181ZM49 179V180H48ZM83 179V180H82ZM100 179V180H98ZM14 180V181H13ZM40 180V181H39ZM47 180L49 183H47ZM51 180V182H50ZM57 180V182L55 181ZM67 180V181H66ZM70 180V182L68 181ZM80 180V181H79ZM114 180V181H113ZM257 180V181H255ZM262 180V181H261ZM25 181V182H24ZM32 181V182H31ZM62 181V182H61ZM72 181V182H71ZM77 181V182H76ZM83 181V183H82ZM86 181V182H85ZM90 181H92L91 183H89ZM111 181V183H110ZM27 182V183H26ZM40 182V183H39ZM55 182V183H54ZM66 182V183H65ZM12 185H10V184ZM22 183H26L25 185L22 184ZM62 183V184H61ZM72 183V184H71ZM75 183V184H74ZM84 183H86V185H84ZM105 183V184H104ZM207 183V184H206ZM210 183V184H209ZM249 183V184H247ZM263 185H262V184ZM14 184V185H13ZM47 184V185H46ZM60 184V185H59ZM77 184V185H76ZM259 184V185H258ZM52 185V186H51ZM54 185V186H53ZM57 185V186H56ZM64 185V186H63ZM201 185V186H200ZM247 185V186H246ZM11 186L13 188V190L11 189ZM46 186V187H45ZM83 186V187H82ZM125 187V185H123ZM213 186V187H212ZM263 186V188H262ZM56 187V188H55ZM122 187V188H124ZM196 187V188H195ZM200 187V188H199ZM207 187V188H206ZM209 187H211L209 189ZM34 188V189H32ZM43 188V189H42ZM52 188V189H51ZM66 188V189H65ZM70 188V189H69ZM117 188V186H116ZM127 188V187H126ZM124 188V189H126ZM201 188H204V189H201ZM230 188V187H229ZM228 188V189H229ZM262 190H261V189ZM15 189V190H14ZM31 189V190H30ZM39 189V190H38ZM44 191L42 192L41 191ZM93 189V190H92ZM118 189V188H117ZM217 189V190H216ZM254 189V188H253ZM33 190V191H32ZM35 190V191H34ZM61 193H57V191ZM62 190V191H61ZM223 190V192H222ZM257 190H261L259 194V191ZM24 191L28 194V195H25ZM28 191V192H27ZM48 191H51V192H48ZM54 191V192H53ZM56 191V192H55ZM68 191V192H67ZM78 191V192H77ZM83 191V192H82ZM88 191V192H87ZM193 191V192H192ZM237 191V192H236ZM254 191V190H253ZM254 191V192H255ZM35 192H37L35 194ZM92 192V193H91ZM116 192V190L114 191ZM30 193V194H29ZM57 194L59 197L57 198V201L56 203H54L55 206H53V203H47V206H46V202H45V199L47 197V195L49 196H52L50 194ZM69 193V194H68ZM76 193V195H75ZM235 193L237 195H235ZM258 193V194H257ZM6 194V193H5ZM4 194V196H5ZM14 196H13V195ZM32 194V195H31ZM47 194V195H46ZM65 194V195H64ZM68 194V196H67ZM73 194V195H72ZM93 194V195H91ZM115 194V193H114ZM194 194V195H193ZM212 194V195H211ZM229 194V195H228ZM234 194V195H233ZM248 194V196H247ZM17 197H16V196ZM55 195V196H57ZM64 195V196H63ZM87 195V196H86ZM97 195V196H96ZM205 195V196H204ZM214 195V196H213ZM219 195V196H217ZM13 196V198H12ZM33 196V197H32ZM45 198V199H43ZM46 196V197H45ZM48 196V197H49ZM97 198H95V197ZM195 196V197H194ZM201 196V199L198 198ZM234 196V197H233ZM235 196H239L237 199ZM29 197V198H28ZM38 197V198H37ZM78 197V198H77ZM85 197V198H84ZM88 197V198H87ZM203 197V199H202ZM228 197V198H227ZM247 197V198H246ZM250 197V198H249ZM260 197V198H259ZM17 198V199H16ZM27 198V199H26ZM217 198V199H216ZM222 198V199H221ZM224 198V199H223ZM244 198V197H243ZM261 200H259V199ZM13 200V203L11 200ZM43 199V200H41ZM63 199V200H62ZM78 199L77 203H76V200ZM179 199L181 200V202L179 201ZM221 199V200H220ZM252 199V200H251ZM256 199H257V202H256ZM264 199V198H263ZM23 202H21V201ZM29 200V201H28ZM36 200V201H35ZM60 200V201H59ZM65 200V201H64ZM71 200H73L71 202ZM80 200V201H79ZM218 200V201H217ZM220 200V201H219ZM255 200V201H254ZM41 201V202H40ZM44 201V202H43ZM178 201V202H177ZM183 201V202H182ZM188 201V202H187ZM202 201V204L200 203ZM223 201V202H222ZM259 201V202H258ZM9 202V203H8ZM29 202V203H27ZM33 202V203H32ZM75 202V203H74ZM214 202V203H213ZM221 202V203H220ZM22 203V204H21ZM25 203V204H24ZM32 203V204H31ZM38 203V205H37ZM45 204L42 205V204ZM180 203V204H179ZM194 205H198L197 206H194ZM205 203V204H204ZM223 203V204H222ZM235 203V204H234ZM15 206H14V205ZM34 204H35V207H34ZM62 204V205H61ZM72 204V205H71ZM209 204V205H208ZM211 204H214L216 206H212ZM222 204V205H220ZM226 204V205H225ZM258 204V205H257ZM12 205V206H10ZM71 205V207H70ZM76 205V206H75ZM208 205V206H207ZM225 207H224V206ZM257 205V206H256ZM74 206L77 208H75V211H74ZM47 207V208H45ZM69 207V208H68ZM81 207V209H80ZM182 207V208H181ZM212 207V208H211ZM40 208V209H39ZM71 208V209H70ZM189 208V209H188ZM235 208V209H234ZM18 210V211H17ZM35 210V214H36V217H34L31 213ZM73 210V211H72ZM205 210V211H204ZM208 210V211H207ZM221 210V211H219ZM255 210V211H254ZM56 211V213H55ZM60 211V213H59ZM65 211V213L63 212ZM215 211V212H214ZM219 211V212H218ZM224 211V212H223ZM229 211V212H228ZM38 214H37V213ZM52 212H54L52 214ZM205 212V213H204ZM228 212V213H227ZM253 212L255 214H257L255 216V214H253ZM46 213V214H45ZM50 213V214H49ZM227 213V214H226ZM230 213H231V216H230ZM9 214V215H8ZM57 214V216L55 215ZM60 214V215H58ZM207 214V215H206ZM210 214V215H209ZM6 215V216H5ZM26 215V216H25ZM30 215V216H29ZM33 217H32V216ZM42 215V216H41ZM49 215H54L53 216V219H55L53 221L52 220H49ZM188 215V216H187ZM252 215V216H251ZM254 215V216H253ZM10 216V217H9ZM13 216V217H12ZM62 216V217H61ZM71 219H70V217ZM241 216V217H240ZM21 219H20V218ZM32 217V218H31ZM48 217V218H47ZM58 217V219H57ZM64 217V218H63ZM235 217V218H234ZM31 218V219H30ZM34 218V219H33ZM60 218L63 219V221L60 220ZM159 218V220H158ZM27 219V220H26ZM33 220H35L37 222L40 221V223H38V226L35 225L36 229L33 231V233L38 232L41 234V240L40 242H38L37 244H39V246L37 244H34L35 246L32 245V243L29 241L30 240V237H31V234L32 232L28 231L26 232L24 235L26 237H24V244H16L15 242V236L17 234H19V230L23 227L26 226V223H29ZM37 219V220H36ZM45 219V220H44ZM48 219V220H47ZM166 219V220H165ZM185 219V221L183 220ZM199 219V220H198ZM220 219V220H219ZM251 219V220H250ZM22 220V221H21ZM226 220V221H225ZM18 221V222H17ZM30 221V222H29ZM42 221V223H41ZM43 221H47V223H44ZM50 221V222H49ZM52 221V222H51ZM160 221V222H159ZM230 221V222H229ZM244 221V222H243ZM34 222V221H32ZM36 222H34V224H36ZM238 224H237V223ZM5 223V224H4ZM63 223V224H62ZM67 223V224H66ZM69 223V224H68ZM172 223V224H171ZM176 223V224H175ZM218 223V224H217ZM3 224V226H2ZM10 224V225H8ZM18 224V225H17ZM25 224V225H24ZM32 224V223H31ZM60 224V225H59ZM156 224V225H155ZM214 224V225H213ZM240 224V225H239ZM16 225V226H15ZM21 225H24V226H21ZM49 225V226H48ZM69 225V226H68ZM210 225V226H209ZM226 225V226H225ZM58 226V227H57ZM7 227V228H6ZM14 227V228H13ZM44 227V228H43ZM54 227V228H53ZM245 227H247L245 229ZM56 228V229H55ZM177 228V230H176ZM13 229V230H12ZM18 229V230H17ZM235 229V230H234ZM245 229V230H244ZM11 231V233H10ZM68 231V230H67ZM182 231V232H181ZM187 231V232H186ZM232 233H231V232ZM8 232V233H7ZM45 232V233H44ZM69 232V231H68ZM43 233V234H42ZM262 233V234H261ZM10 234H15V236H11ZM30 234V236H29ZM48 234V235H47ZM62 234V241L63 243L65 244L64 248L66 247V249H68V242H67V232L65 231V236L64 235V232L60 233ZM175 235V236H174ZM49 236V237H48ZM58 236V237H57ZM156 236V238H155ZM229 236V237H228ZM7 237V238H6ZM13 237V238H12ZM55 237V238H54ZM64 237V238H63ZM190 237V238H189ZM6 238V239H5ZM11 238V240H10ZM44 238V239H43ZM260 240H259V239ZM43 239V240H42ZM51 239H54V240H51ZM66 239V240H64ZM154 239V240H153ZM173 239V241H172ZM157 240V242H156ZM177 240V241H176ZM252 240V241H251ZM262 240V241H261ZM45 241V242H44ZM165 241V242H163ZM167 241V242H166ZM171 241L173 243H171ZM13 242V243H12ZM44 242V243H43ZM51 242V243H50ZM55 242V244H54ZM161 242V244H160ZM183 242V243H181ZM259 242V243H258ZM11 243V245H10ZM30 243V245H29ZM49 243V244H47ZM53 243V244H52ZM154 243V244H153ZM178 243V244H177ZM182 245H181V244ZM186 245H185V244ZM16 247H15V245ZM44 244V245H42ZM47 244V245H46ZM52 244V246H51ZM63 244V245H64ZM67 244V246H66ZM153 244V245H152ZM168 244V245H167ZM184 244V246H183ZM37 245V246H36ZM42 245V246H41ZM189 245V246H188ZM254 245V246H253ZM11 246V247H10ZM14 246V247H13ZM48 246H49V249H48ZM188 246V247H186ZM10 247V248H9ZM34 247V248H33ZM38 247V248H37ZM41 247V248H40ZM53 247V248H52ZM168 247V248H166ZM14 248V249H13ZM32 248V249H31ZM3 249V250H2ZM10 249V250H8ZM26 249V250H25ZM29 249V250H28ZM52 249V250H51ZM157 249V250H156ZM159 249V250H158ZM161 249V250H160ZM166 249V250H164ZM170 249V250H169ZM173 249V250H172ZM175 249V250H174ZM191 249V250H190ZM262 249V251H261ZM16 250V251H15ZM146 250V252H145ZM185 250V251H184ZM188 250V252H187ZM13 251V252H12ZM15 251V252H14ZM160 251H162L160 253ZM165 251V252H164ZM169 253H168V252ZM190 251V252H189ZM51 252V253H52ZM31 256H30V254ZM186 253V254H185ZM12 254V255H11ZM26 254V255H25ZM142 254V255H141ZM147 254V255H146ZM151 254V255H150ZM165 254V255H164ZM176 256H174V255ZM250 254V255H249ZM259 254V255H258ZM4 255V257H2ZM11 255V256H10ZM29 255V256H28ZM248 255V256H247ZM28 256V257H27ZM146 256V257H145ZM156 256V257H155ZM189 256V257H188ZM254 256V257H253ZM13 257V258H12ZM135 257V258H134ZM172 257V258H170ZM24 258V260H23ZM26 258V260H25ZM29 258V259H27ZM58 258V255L56 256V259ZM148 258V259H147ZM145 259V260H144ZM162 259H165L164 261ZM184 259V260H183ZM58 260V259H57ZM101 261H99V264H107L105 263L104 260L102 259H99ZM163 262H162V261ZM175 260V261H174ZM152 261V262H150ZM231 261V262H230ZM28 262V263H27ZM104 262V263H103ZM175 262V263H174ZM184 262V263H183ZM110 264V263H108ZM111 264H116V263H111Z\"/></svg>",
	"mask_w": 264,
	"mask_h": 264
}]
</instances>
